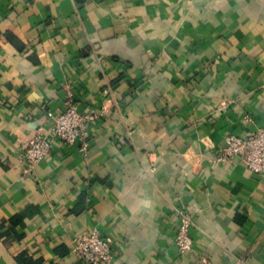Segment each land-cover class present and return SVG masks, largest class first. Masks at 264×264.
<instances>
[{"label": "crops", "instance_id": "obj_1", "mask_svg": "<svg viewBox=\"0 0 264 264\" xmlns=\"http://www.w3.org/2000/svg\"><path fill=\"white\" fill-rule=\"evenodd\" d=\"M69 96L96 114L86 153L56 142L25 176ZM258 127L264 0H0V264H85L71 240L91 227L114 264H264V175L217 161Z\"/></svg>", "mask_w": 264, "mask_h": 264}, {"label": "built area", "instance_id": "obj_2", "mask_svg": "<svg viewBox=\"0 0 264 264\" xmlns=\"http://www.w3.org/2000/svg\"><path fill=\"white\" fill-rule=\"evenodd\" d=\"M96 118L95 113L79 110L69 96L63 109L46 110L45 119L49 125V136L35 133L27 141L21 155L24 160L23 174L31 176L37 162L49 155L56 142L77 144L86 153L89 140V124ZM239 160L249 169L264 175V127L252 130L246 136L227 134L224 145L218 152L217 161ZM178 223L174 236L175 246L180 254L193 248L191 236L192 215L185 209H178ZM71 250L85 264H114L113 239L98 227H91L71 240Z\"/></svg>", "mask_w": 264, "mask_h": 264}, {"label": "trees", "instance_id": "obj_3", "mask_svg": "<svg viewBox=\"0 0 264 264\" xmlns=\"http://www.w3.org/2000/svg\"><path fill=\"white\" fill-rule=\"evenodd\" d=\"M18 221H20V220L18 219V217H13V218L10 219V223H11V225H12V228L14 227V225H15ZM3 224H4L3 221L0 222V226H2ZM12 232L14 233V228L11 229V230H6L3 234H7V235H9V234L12 233ZM79 264H82V263H79Z\"/></svg>", "mask_w": 264, "mask_h": 264}]
</instances>
